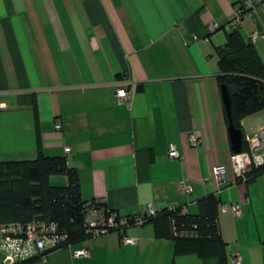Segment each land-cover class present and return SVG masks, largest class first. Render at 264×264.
Listing matches in <instances>:
<instances>
[{
    "label": "crops",
    "instance_id": "0c3cea01",
    "mask_svg": "<svg viewBox=\"0 0 264 264\" xmlns=\"http://www.w3.org/2000/svg\"><path fill=\"white\" fill-rule=\"evenodd\" d=\"M252 7L239 31L246 41L257 31L253 45L264 60L259 0H0V158L64 155L70 147L81 197L101 199L120 217L143 213L148 203L196 214L215 194L226 262L237 252L241 264H264V174L217 184L212 171L224 164L233 180L217 49L235 10ZM128 74L135 89L119 103L116 82ZM240 125L243 136L264 131V110ZM171 145L180 157H169ZM222 203L239 204L241 213L221 211ZM81 248L87 255L74 256ZM30 264L219 260L175 252L174 239L156 236L146 222L55 248Z\"/></svg>",
    "mask_w": 264,
    "mask_h": 264
},
{
    "label": "trees",
    "instance_id": "16d2710c",
    "mask_svg": "<svg viewBox=\"0 0 264 264\" xmlns=\"http://www.w3.org/2000/svg\"><path fill=\"white\" fill-rule=\"evenodd\" d=\"M239 28L227 30L226 43L217 49L220 71L216 78L220 85H227L233 122L241 128L242 118L264 110V60ZM260 174H264V164L253 167L247 181ZM54 175H65L66 183L52 184ZM214 203L218 204L215 194L203 199L196 214L180 206H165L144 223H153L156 236L173 238L177 253L216 257L219 264H228L227 243L212 208ZM93 209L100 210L105 217L112 211L101 199L81 197L79 175L68 164L66 151L56 156L39 150L33 158H0V224L32 222L46 227L51 236L39 254H27L9 264H30L55 248L89 239L92 234L85 231V217Z\"/></svg>",
    "mask_w": 264,
    "mask_h": 264
},
{
    "label": "built area",
    "instance_id": "2783aa9c",
    "mask_svg": "<svg viewBox=\"0 0 264 264\" xmlns=\"http://www.w3.org/2000/svg\"><path fill=\"white\" fill-rule=\"evenodd\" d=\"M259 5H264V0H259ZM254 11L255 9L253 7L236 9L233 16L224 24V28L226 30L239 28L242 25L243 19L251 15ZM217 27V24H212L210 28L214 29ZM256 37L257 31H253L249 35L248 41L253 43ZM134 89L135 79L131 74H128L122 80H118L115 86L117 101L119 103L129 102ZM189 141L194 145L198 142V138L191 134ZM69 150L70 147H65L66 152ZM168 155L170 158L180 157L179 151L172 145L169 147ZM261 164H264V131L246 134L244 136V149L239 153L232 152L230 154L233 180L228 181L227 167L224 164L213 166L212 171L217 184L247 181L253 167ZM180 188L185 193L191 191L190 184L184 180L180 182ZM168 207L169 209H175L176 206L169 205ZM159 209L153 203H148L143 213L122 216L118 220L116 219L115 212L110 211L108 216L105 217L100 210L93 209L85 217V231L95 235L116 228L117 226L122 228L132 223L142 224L147 217L155 216ZM221 211H230L235 215L241 213L240 205L237 203H222ZM50 238L51 236L47 233L46 227H37L32 222L0 224V254L3 253L5 258L13 263L21 259L24 255L39 254L51 240ZM123 241L125 243H133V239L127 236L123 237ZM68 246H70V243ZM73 255H87V250L85 248L75 249ZM41 259H45V255H42ZM233 264H241V258L237 252L234 254Z\"/></svg>",
    "mask_w": 264,
    "mask_h": 264
},
{
    "label": "water",
    "instance_id": "95a60500",
    "mask_svg": "<svg viewBox=\"0 0 264 264\" xmlns=\"http://www.w3.org/2000/svg\"><path fill=\"white\" fill-rule=\"evenodd\" d=\"M221 95L223 99V104L228 120V134H229V140L231 144L232 151L235 153H239L244 149V136L242 129L240 127L235 126L233 122V118L231 115V98L230 93L228 90V87L226 84H221ZM0 263L9 264L11 261L9 259H6L4 254H0Z\"/></svg>",
    "mask_w": 264,
    "mask_h": 264
},
{
    "label": "rangeland",
    "instance_id": "374dc122",
    "mask_svg": "<svg viewBox=\"0 0 264 264\" xmlns=\"http://www.w3.org/2000/svg\"><path fill=\"white\" fill-rule=\"evenodd\" d=\"M64 175H57L51 177V183L52 184H65L66 180L63 178Z\"/></svg>",
    "mask_w": 264,
    "mask_h": 264
}]
</instances>
